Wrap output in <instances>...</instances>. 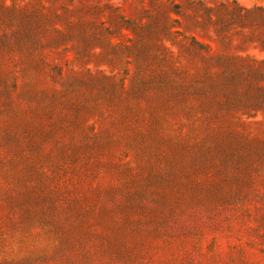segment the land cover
<instances>
[{
	"label": "rangeland",
	"instance_id": "obj_1",
	"mask_svg": "<svg viewBox=\"0 0 264 264\" xmlns=\"http://www.w3.org/2000/svg\"><path fill=\"white\" fill-rule=\"evenodd\" d=\"M0 264H264V0H0Z\"/></svg>",
	"mask_w": 264,
	"mask_h": 264
}]
</instances>
